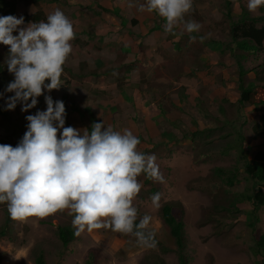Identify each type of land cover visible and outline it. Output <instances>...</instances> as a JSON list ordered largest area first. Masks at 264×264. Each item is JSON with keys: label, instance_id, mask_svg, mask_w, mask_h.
<instances>
[{"label": "rangeland", "instance_id": "rangeland-1", "mask_svg": "<svg viewBox=\"0 0 264 264\" xmlns=\"http://www.w3.org/2000/svg\"><path fill=\"white\" fill-rule=\"evenodd\" d=\"M235 1L237 0H231L233 5ZM243 1L247 3V0ZM224 2L225 0H193L194 10L186 15L185 20L201 25L198 33L191 34L197 36L195 42L190 41V34L187 32L181 35L183 25L177 27L176 35L166 34L163 30L165 21L155 14L156 18L151 22V27L162 34L160 37L158 35L159 38H152L157 45L155 54H147L145 57L144 50V60H139L142 64H136L141 69L145 66L143 70L149 86L165 95L172 90L171 79L175 82V75L183 73L175 74L166 68L165 57L179 69L188 64L191 68L195 66L204 69L206 66L202 64L213 60V56H219V50L230 40L231 23L241 13L235 6L232 11L233 21L230 22L225 17L227 10ZM133 8L131 12L127 10L125 13L131 15V18L134 14ZM143 32L145 37L148 36L147 30ZM200 37H204L202 42ZM176 44L182 53H177ZM209 44L212 49L206 50L205 46ZM220 61L223 62L219 57L213 60L217 64ZM260 64H264V53L258 55L256 60L249 61L247 66L253 68ZM193 79L196 77L184 76L180 78L178 85ZM168 104L166 101L162 105ZM202 121L203 126H214L217 129H213L207 139L204 136L200 145H192L189 139H177L172 141L174 147L169 150V146H166L170 144L166 138L170 135L169 125L165 122H159L160 126L157 128L163 136L166 135L163 138L164 143L155 138L156 129L150 127L148 141H142L138 145L139 151L155 154L159 172L163 177V182L150 180L151 183L147 184V178L141 175L138 179L142 189L134 201L140 217L145 214L152 217L150 228L155 232L158 242L156 247L145 248L137 244L134 236L116 233L110 229H99L76 236L64 248L57 237V229L72 226L73 219L65 211L46 218L31 217L26 221L11 219L6 227L7 236L0 237V264H35L34 260L39 253H42L45 264H179L178 247L162 219L161 212L165 204L172 205L174 217L183 223V252L187 264H264L262 257L256 253L257 238L264 235V206L255 213L254 205L247 200V196H253L252 182L243 172L247 153L240 148H233L231 138H227L226 142L221 139L225 134L240 135L242 130H236L235 126L219 129L220 116H205ZM195 123L197 124V119L193 118L192 127L196 126ZM245 129L251 138L254 132H249V127ZM136 136L138 137V131ZM217 168L235 174L236 179L231 185L228 184L227 174L217 176ZM156 193L161 194L159 208L152 207L150 200ZM6 213V204H0V227L5 226ZM252 222L254 228L249 226Z\"/></svg>", "mask_w": 264, "mask_h": 264}, {"label": "clouds", "instance_id": "clouds-1", "mask_svg": "<svg viewBox=\"0 0 264 264\" xmlns=\"http://www.w3.org/2000/svg\"><path fill=\"white\" fill-rule=\"evenodd\" d=\"M246 6L257 13L264 8V0H247ZM128 7L163 18L166 34L176 35L177 27L183 25L181 35L187 32L190 41L197 40L191 34L198 33L201 25L185 20L193 0H128ZM23 24L22 16H0V44L9 46L5 64L14 75L0 99L14 93L6 99L5 110H14L19 103L21 111L27 112L38 104L44 90L50 93L63 85L75 31L60 9L46 21L21 28ZM199 39L202 42L204 37ZM44 98L46 110L26 116L27 131L17 146L0 144V204H6L9 217L26 221L66 211L73 217L77 237L110 229L134 236L142 247H156L152 217H140L134 205L142 189L141 175L163 182L155 154L139 151L141 141L131 131H117L104 122L82 133L65 127L64 102L50 95ZM150 200L152 207L159 208L161 194Z\"/></svg>", "mask_w": 264, "mask_h": 264}, {"label": "crops", "instance_id": "crops-1", "mask_svg": "<svg viewBox=\"0 0 264 264\" xmlns=\"http://www.w3.org/2000/svg\"><path fill=\"white\" fill-rule=\"evenodd\" d=\"M234 3L232 7L237 6L240 10L237 1ZM241 3H244L247 9V3L243 0ZM125 5L127 8L124 9ZM56 9L63 11L71 20L75 31V39L71 41L73 50L64 65L61 78L63 85L50 93L44 90V94L37 98L38 104L27 112L21 111L22 105L18 103L14 110H6L3 113L5 116L0 114V140L6 135L19 140L27 131L26 116L46 110L44 97L50 95L54 101L61 100L65 104L67 120L65 127L68 125L80 130L81 133L90 131L94 123L104 122L106 127H112L117 131L129 130L134 135L138 131V138L142 143L148 141L149 128L153 127L156 129L155 138L164 143L163 138L166 135L163 136L157 128L160 126H158L159 122H165L167 126L169 125L170 135L168 134L166 138L170 142L189 139L192 143L190 137L184 138V128H191L189 134L201 131L204 137L207 135L206 128L211 132L217 128L203 126L202 119L205 116H220L223 122L227 119L230 121V126L227 123L224 126L229 129L235 126L236 130H242L241 139L236 135L227 134L231 135L227 138L232 139L233 148L236 144L241 145L248 158L259 149L264 151V139L256 137L252 130L255 124L263 125V105L246 104L242 109L237 110L234 106L232 108L235 111L225 118L221 114L222 111H219L222 107L224 112H230L227 109L230 106L228 104H236L240 97L237 65L229 53L222 54L219 50V56H213V60L219 57L223 62L217 64L210 60L202 64L206 66L204 69L195 66L191 68L189 64L179 69L165 57L166 68L171 69L175 74L183 73L175 75V82L173 78L171 79L172 90L163 95L162 91L152 88L146 82V73L143 70L145 66L140 68L144 60L142 58L144 50L145 57L148 56L147 54L149 56L155 54L157 45L153 43L152 38H159L162 35L156 30L149 33V30L153 29L151 22L156 18L155 13H141L133 8L134 14L131 18V15L125 14L127 10L131 12L128 0H61L60 2L15 0L13 16L35 17L32 21H24L20 26L26 28L31 23L46 21L47 16ZM261 11L249 13L253 17H263L264 10ZM132 20L137 23L132 25ZM143 30H147L148 36L143 35ZM16 34L18 33H14ZM176 46L177 53L181 52L178 44ZM8 48L9 46L0 44V92H4L8 83L14 80V75L9 73L5 64ZM205 49H212V46L206 45ZM263 53L264 51L252 54L250 60L243 63L244 67L250 69L247 66L249 61L256 60L258 55ZM137 63L140 65H136ZM188 75L196 79L178 85L180 78ZM253 77L254 73L248 74L247 83L253 81ZM11 95L14 93H5V98L0 99V103L5 104L6 99ZM166 101L169 104L162 105ZM216 112L219 115L215 114ZM193 118L197 119V124L192 127ZM248 127L249 132L253 134L251 138L248 137V131L245 129ZM59 135L58 132V138ZM199 136L196 141L201 140Z\"/></svg>", "mask_w": 264, "mask_h": 264}, {"label": "trees", "instance_id": "trees-1", "mask_svg": "<svg viewBox=\"0 0 264 264\" xmlns=\"http://www.w3.org/2000/svg\"><path fill=\"white\" fill-rule=\"evenodd\" d=\"M29 1V0H25ZM31 1V0H30ZM33 2H37L38 0H32ZM49 2H60L61 0H48ZM237 3L240 7V17L237 20L233 21L232 18V2L229 0H225L224 5L227 10V13L225 14L226 19H228L231 23L232 27L230 28V36H229V42L224 45V48L221 50V53H229L231 57L234 59L236 65H237V75H238V90H239V99L236 104H228L230 105L227 107V109L230 110V112L226 111L224 112L223 108L221 107L219 111H222L223 117H227L229 113L234 112L232 107L235 106L237 109H242L246 104L249 105H263L264 106V64L257 65L253 68L247 69L244 67L243 63H246L248 60H250L252 54H256L258 52L264 51L263 41H264V16L263 17H253L251 13L246 9V7L237 0ZM194 8L192 7L191 12H193ZM261 10H264L263 8ZM15 11V0L11 1H5L0 0V16H8L13 15ZM190 15H188L189 17ZM24 21H32L35 17L31 18L28 16H24ZM137 22L135 20L131 21L132 25H135ZM158 28V26H157ZM151 29L149 32L153 31ZM142 48V47H141ZM260 70V71H259ZM250 73H254L253 81H250L247 83L246 78L247 75ZM255 88H258L256 90ZM6 105L0 103V114H3L6 112L5 110ZM3 116H5L3 114ZM229 120H225L222 122V119L220 118V124L219 129H223L224 124L227 123L229 125ZM65 124H67V120H65ZM230 126V125H229ZM67 127H69L67 125ZM195 127V126H194ZM242 127V126H241ZM191 130V128L186 127L183 129L184 132V138L190 137V140L192 141V145H200V141H196L198 136L200 139L203 138V132L201 131H195L192 133H188V131ZM253 132L256 137H259L260 139H264V120L263 125L255 124L253 127ZM21 131V130H20ZM207 132L206 139L209 136V129L206 128L205 130ZM228 136L225 134L221 139L225 140ZM241 139V135H237ZM23 137V136H22ZM20 136L19 140H14L11 138V135H6L4 139L0 140V144H7L11 145L13 147L17 146L19 141L22 139ZM173 142H170V144H166V146H169V150L172 146ZM227 147L230 146L229 143H226ZM236 149L240 148L242 152H245L243 148H241V145H235ZM217 176L220 174V177L223 176V174H227L228 176V184L231 185L233 181L236 179V176L234 173H231L228 170H222L217 168ZM243 172L245 173L246 177L249 181L252 182V194L250 196H247L248 201H251L254 205V212L256 213L258 210L261 209V207L264 206V151L258 150L256 153H254L250 158L246 157V162L243 167ZM225 177V176H224ZM146 183L150 184V179H146ZM151 190H153L151 188ZM252 196V198H250ZM252 199V200H251ZM162 219L165 225L169 228L170 235L174 239L176 246L178 247V257H179V264H187V260L184 257V232H183V223L181 221H178L173 213H172V205L165 204L162 207ZM6 222L5 226L3 225L0 227V237H6V227L9 226V223L11 222V218L9 217L8 212L6 213ZM257 218L255 217V220ZM250 228H254V223H249ZM74 229L72 226H62L57 229V237L59 241L61 242V245L65 248L67 247L71 242H73L76 238V236L73 234ZM158 245V242L157 244ZM256 253L262 257V261H264V235H260L257 238L256 241ZM35 264H45L44 259L42 256V253H39V255L34 260Z\"/></svg>", "mask_w": 264, "mask_h": 264}]
</instances>
